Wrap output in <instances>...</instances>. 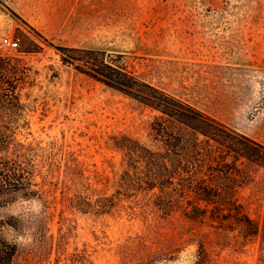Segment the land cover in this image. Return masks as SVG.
Wrapping results in <instances>:
<instances>
[{
    "label": "rangeland",
    "instance_id": "1",
    "mask_svg": "<svg viewBox=\"0 0 264 264\" xmlns=\"http://www.w3.org/2000/svg\"><path fill=\"white\" fill-rule=\"evenodd\" d=\"M5 37L18 47L2 46ZM25 49L34 52L21 54ZM0 61V88L8 94H0V124H18L16 139L38 155L33 182L44 184L52 203L53 240L67 154L112 177L123 156L113 137L162 151L158 140L166 135H156L152 125L169 126L161 112L169 99L264 147V0H0ZM41 157L55 162L53 176L45 178ZM238 198L260 227L242 258L264 264V168ZM37 206L15 202L0 209V219ZM75 218L79 247L97 244L94 235L103 242L94 264H117L112 248L142 227L125 214ZM193 259L192 247L159 264ZM45 264H54L53 254Z\"/></svg>",
    "mask_w": 264,
    "mask_h": 264
},
{
    "label": "trees",
    "instance_id": "2",
    "mask_svg": "<svg viewBox=\"0 0 264 264\" xmlns=\"http://www.w3.org/2000/svg\"><path fill=\"white\" fill-rule=\"evenodd\" d=\"M9 69L17 76V67ZM5 91L0 88L2 96H8ZM11 96L19 101L15 91ZM169 101L170 107L161 110L170 118L169 126L152 125L156 135H166L158 140L162 151L128 136L113 137L112 147L123 156L112 177L88 170L74 153L67 154L55 240L50 234L52 203L44 184L33 182L38 155L16 139L18 124H0V209L18 201L38 203L37 210L0 219V264H45L52 254L54 264H94L97 245L103 242L94 235L97 244L79 247L75 217L123 214L140 220L142 227L112 248L117 264L173 262L192 247L193 264H250L242 257L255 246L260 227L238 192L264 168V147L206 114ZM39 161L41 169L48 165L45 178L53 176L55 162Z\"/></svg>",
    "mask_w": 264,
    "mask_h": 264
},
{
    "label": "built area",
    "instance_id": "3",
    "mask_svg": "<svg viewBox=\"0 0 264 264\" xmlns=\"http://www.w3.org/2000/svg\"><path fill=\"white\" fill-rule=\"evenodd\" d=\"M2 46H6L10 49H15L16 47H18V43L15 40H12L9 37H5L2 39Z\"/></svg>",
    "mask_w": 264,
    "mask_h": 264
}]
</instances>
